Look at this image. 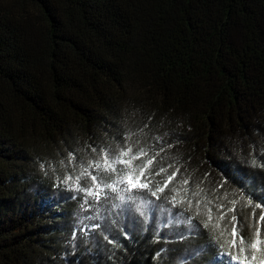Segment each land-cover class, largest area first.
<instances>
[{
	"label": "trees",
	"instance_id": "16d2710c",
	"mask_svg": "<svg viewBox=\"0 0 264 264\" xmlns=\"http://www.w3.org/2000/svg\"><path fill=\"white\" fill-rule=\"evenodd\" d=\"M121 135L163 147L153 181L179 169L160 199L188 179L250 222L238 185L264 199V167L241 163L264 149V0H0V264H169L149 232L66 241L57 177ZM209 232L228 248L200 229L214 262Z\"/></svg>",
	"mask_w": 264,
	"mask_h": 264
},
{
	"label": "snow or ice",
	"instance_id": "6c2138e0",
	"mask_svg": "<svg viewBox=\"0 0 264 264\" xmlns=\"http://www.w3.org/2000/svg\"><path fill=\"white\" fill-rule=\"evenodd\" d=\"M128 139V137L123 135L118 137L116 148L93 145L92 150L97 153L99 158H91L76 173L67 172L65 175L57 177L53 185L54 188L74 193L71 196L61 195L59 199L66 201L79 198L81 201L80 207L83 211H95L96 205L100 203L102 197L107 198L109 191L117 193V198L121 201L127 200L132 204L136 202L137 195L133 190H146L151 197L159 199L158 192H163L168 187V184L173 180L179 169L173 171L164 181H153V175L160 176L165 171L164 168H160L154 173L149 170L156 161L159 152L163 151V147L159 151L155 149V146L134 148L130 143H125ZM241 163L252 168L264 167V149H261L259 160L256 158L245 159ZM225 176H227V173H225ZM85 177L90 180V183H81V180ZM189 183L188 179L183 180V189L172 188L170 190L171 195L165 196L164 200L170 202L173 207L178 203L183 204L186 202L189 205V210L195 203L198 206L196 215H199V209L205 205H207L205 208L207 212L211 213L214 210L213 206H215V210L219 213L216 217L208 215L206 217L207 222L202 225L200 223L191 225L189 227L190 232L199 229H209L210 227L215 228L217 219L224 221L229 213L232 214L229 220L231 238L228 243V251H224L225 245L217 243L211 232L207 233V247L218 250L213 264H222L225 258L228 259L229 264H264V199L253 204V200L259 198L255 197L254 193L246 187L238 185V188L241 189V201L247 198V203L253 207L252 234L251 238H249L244 233L238 232V226L242 223V220L238 216L239 205L237 201H231V206H229V204L220 201L219 197L215 201L208 200L204 196L203 191L197 193L189 187ZM198 196L204 198H197ZM90 201L91 203H89ZM254 209H261L258 218ZM140 214L144 215L142 211ZM96 218L95 215L85 217L88 220H95ZM185 219H189V217L186 216ZM183 226V224L180 225L182 228ZM88 227L94 230L99 228L100 225L93 224ZM73 235L75 236V233ZM156 237L158 240V233H156ZM180 238H184L183 234H181ZM104 239L109 244L116 246L115 239H109L107 235L104 236ZM159 256L160 253H157V257Z\"/></svg>",
	"mask_w": 264,
	"mask_h": 264
},
{
	"label": "rangeland",
	"instance_id": "374dc122",
	"mask_svg": "<svg viewBox=\"0 0 264 264\" xmlns=\"http://www.w3.org/2000/svg\"><path fill=\"white\" fill-rule=\"evenodd\" d=\"M133 191L137 193L134 204L127 200L121 201L117 198V193L109 191L107 198L102 197L100 203L96 205L95 211H83L80 207L81 201L79 198L69 199L65 202L63 200V203L70 206L67 213L68 223H66L68 229L66 241L69 247H76L79 243L86 244V242L93 241L99 235L115 237L120 234L127 235L138 232H149L155 235L158 233L163 243L160 251L169 264H213L212 259L205 258V248L198 244L200 229L189 231L191 225L197 224L192 216L185 219L186 213L181 211L178 204L173 207L170 202L151 197L146 190ZM141 194L143 195L141 196ZM61 195L71 196L74 193L57 190L56 196ZM197 207L193 203L192 208L195 214ZM206 207L207 205L199 209V216L205 218V220L208 215L218 216L219 213L215 210V206H213L214 210L211 213L205 210ZM141 211L144 215L140 214ZM260 213L256 212L257 218ZM92 215L97 218L95 220L85 219V217ZM231 215L229 213L224 221L218 219L215 221L216 227L221 229V235L226 241L227 248L231 238V225L229 224ZM239 217L241 218V216ZM245 217V215L242 216V223L238 226V232L245 234L244 231L246 230V235L251 238L253 216L251 214V220L246 225L243 223ZM93 224H99L100 227L94 230L88 227ZM181 224L184 225L183 228L180 227ZM225 229L227 230L225 231ZM181 234L184 236L183 239L180 238Z\"/></svg>",
	"mask_w": 264,
	"mask_h": 264
}]
</instances>
